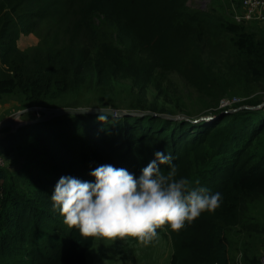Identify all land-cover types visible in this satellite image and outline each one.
Wrapping results in <instances>:
<instances>
[{
  "label": "trees",
  "instance_id": "1",
  "mask_svg": "<svg viewBox=\"0 0 264 264\" xmlns=\"http://www.w3.org/2000/svg\"><path fill=\"white\" fill-rule=\"evenodd\" d=\"M108 1L123 23L125 35L114 36L127 47L130 66L139 62L177 73L198 94L215 99L218 74L203 65L199 54L213 38L229 33L242 54L229 65L231 82L264 80V43L244 35V25L226 23L211 9H190L187 0ZM59 9L55 0H0V101L19 94L27 106H44L69 92L103 88L113 76L105 70L117 65L111 34L94 28L82 13L64 25L63 17H51ZM40 32L38 46L20 50L21 34ZM55 39L61 40L58 47ZM139 91L144 100L145 84ZM231 107L199 122L164 118L155 108L149 109L154 115L143 116L54 117L7 133L0 139V155L12 153L23 138L29 140L27 172L40 182L47 178L54 190L61 176L93 180L90 172L104 164L138 177L154 153L164 150L177 172L184 170L181 177L195 181L196 168L200 185L195 186L222 193L215 210L179 231L169 229L173 264H229L226 230L241 223L248 204L264 197V143L250 159V149L264 139V106L224 113ZM11 178L0 168V202L11 209L0 227V264H57L70 250L72 237L52 211V193L44 199L46 209L34 207L15 191ZM19 250L22 254L14 252Z\"/></svg>",
  "mask_w": 264,
  "mask_h": 264
},
{
  "label": "rangeland",
  "instance_id": "2",
  "mask_svg": "<svg viewBox=\"0 0 264 264\" xmlns=\"http://www.w3.org/2000/svg\"><path fill=\"white\" fill-rule=\"evenodd\" d=\"M55 1L60 9L58 12L53 11L51 17L56 19L63 17L64 25L71 16L75 17L82 13L88 16L94 28L111 34L110 43L118 55L117 65L106 66L105 70L113 76L109 77V81L106 80L103 88L69 92L44 106H27L23 96L19 94L5 97L0 101V123L12 120L15 126H21L37 119H41L40 122L52 119L36 111L18 115L23 110L36 107L44 109L99 108L139 113H146L150 108H155L164 118L199 122L212 120L215 118L212 114L214 111L229 109L231 106L232 110L224 113L243 108L259 110L264 106V80L252 83L244 79L232 83L228 76L229 65L237 61V55L240 53V45L235 44L234 35L223 33L220 37L213 38L204 49L205 52L199 54L203 65L207 68L211 67L218 74L220 84L216 96H219L214 99L202 96L185 85L184 80L177 73L147 69L139 62L130 66L127 47L119 43L114 36L117 32L125 35L123 23L108 0ZM186 5L190 9H211L226 23H231L227 0H187ZM55 23L56 21H53L49 25ZM242 28L245 31L244 35L264 43V22L248 23ZM42 36L41 32L21 34L18 41L20 50L38 46L42 42ZM60 41L55 39L54 44L58 47ZM143 84L146 87V98L141 100L139 90ZM232 99L237 100L233 103L235 105L223 104V101ZM248 103L250 105L246 106ZM9 132H11L10 128L0 129V138ZM263 143L264 139L250 149L252 153L250 159L259 153L260 148H256ZM29 146V140L23 138L18 148L12 153L0 155V168L11 175L14 189L18 194L29 199L32 206L46 209L44 199L53 190L47 186V178H45L46 182H40L34 177V172H27L31 168L29 165L32 156ZM194 169L195 179L199 180L196 168ZM184 173V170L178 171L177 178ZM10 214V206L0 202V227L7 217H11ZM60 222L63 223L65 232L71 235L72 244L70 250L62 253L57 264H173L170 228L167 225L159 227L157 235L151 239L118 237L113 240H103L82 237L77 229L69 228L62 217ZM225 237L228 242L229 264H258V254L264 249V197L248 204L241 223L236 227L228 228ZM14 252L22 254L20 250Z\"/></svg>",
  "mask_w": 264,
  "mask_h": 264
},
{
  "label": "clouds",
  "instance_id": "3",
  "mask_svg": "<svg viewBox=\"0 0 264 264\" xmlns=\"http://www.w3.org/2000/svg\"><path fill=\"white\" fill-rule=\"evenodd\" d=\"M90 176L94 179L61 176L50 196L52 211L85 238L151 239L159 227L179 231L222 201L219 191L195 186L199 180L177 178V166L164 150L154 153L138 177L112 164L95 168Z\"/></svg>",
  "mask_w": 264,
  "mask_h": 264
},
{
  "label": "built area",
  "instance_id": "4",
  "mask_svg": "<svg viewBox=\"0 0 264 264\" xmlns=\"http://www.w3.org/2000/svg\"><path fill=\"white\" fill-rule=\"evenodd\" d=\"M229 2V16L237 25L264 22V0H227ZM236 99L223 101L224 105L236 103ZM258 264H264V249L257 257Z\"/></svg>",
  "mask_w": 264,
  "mask_h": 264
},
{
  "label": "water",
  "instance_id": "5",
  "mask_svg": "<svg viewBox=\"0 0 264 264\" xmlns=\"http://www.w3.org/2000/svg\"><path fill=\"white\" fill-rule=\"evenodd\" d=\"M41 112L45 117H64V116H78V115H94V114H104V115H109V116H143V115H154L151 112H146V113H139V112H126V111H117V110H111V109H99V108H78V109H59V108H54V109H44V108H28L26 110L21 111L18 115L26 113V112ZM41 119H37L32 122H27L22 124L21 126L24 125H29V124H34V123H39ZM21 126H15L14 122L12 120H8L5 122L0 123V129L3 128H10L11 132H15L19 127Z\"/></svg>",
  "mask_w": 264,
  "mask_h": 264
},
{
  "label": "crops",
  "instance_id": "6",
  "mask_svg": "<svg viewBox=\"0 0 264 264\" xmlns=\"http://www.w3.org/2000/svg\"><path fill=\"white\" fill-rule=\"evenodd\" d=\"M6 134H7V133L3 134L2 137H4ZM2 137H1V138H2ZM1 138H0V139H1Z\"/></svg>",
  "mask_w": 264,
  "mask_h": 264
}]
</instances>
